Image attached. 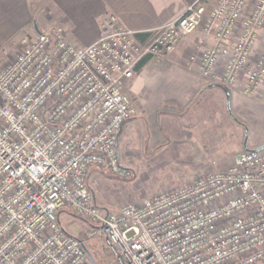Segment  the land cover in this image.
Here are the masks:
<instances>
[{"label":"built area","instance_id":"2783aa9c","mask_svg":"<svg viewBox=\"0 0 264 264\" xmlns=\"http://www.w3.org/2000/svg\"><path fill=\"white\" fill-rule=\"evenodd\" d=\"M205 17L214 43L200 38L190 59L201 78L259 94L264 0H219L212 7L198 0L145 41L110 15L87 47L53 28L13 57L4 51L0 264H93L87 243L61 227L64 208L92 223L90 235L102 238L114 264H264V146L242 149L227 168L118 212L91 196L92 170L127 174L119 141L137 114L124 89L136 66L145 57L165 60Z\"/></svg>","mask_w":264,"mask_h":264},{"label":"crops","instance_id":"0c3cea01","mask_svg":"<svg viewBox=\"0 0 264 264\" xmlns=\"http://www.w3.org/2000/svg\"><path fill=\"white\" fill-rule=\"evenodd\" d=\"M196 1L0 0V59L4 51L8 58L13 57L38 33L53 28L61 29L75 46L87 47L99 39L101 24L110 15L116 16L127 29L143 33L139 37L145 41L147 33L177 19ZM206 1L212 7L219 0ZM249 13L250 9L245 15ZM206 19L194 33L182 37L165 60L149 57L141 71L126 82L124 89L133 99L137 114L122 128L120 147L133 136L125 137L128 128L135 126V134L150 125L156 127L155 136L159 140L155 148L171 147L165 139L172 136L173 130L181 142L177 155L184 156L185 144H191L189 138L195 134L199 136L197 153L187 157L213 153L223 166L232 164L242 149L264 146V90L251 97L241 85L227 87L211 83L201 78L199 63L190 60L200 38L207 45L214 43L213 36L205 31ZM187 124L194 133L184 139ZM164 153L159 161L170 157V152Z\"/></svg>","mask_w":264,"mask_h":264},{"label":"rangeland","instance_id":"374dc122","mask_svg":"<svg viewBox=\"0 0 264 264\" xmlns=\"http://www.w3.org/2000/svg\"><path fill=\"white\" fill-rule=\"evenodd\" d=\"M263 90L264 83L261 92ZM184 127L186 128L184 139H188V135L194 133V130L190 124ZM134 128L135 126L126 130L125 137L133 136L123 141L120 147L121 164L127 168V174L123 177L117 176L103 169H94L90 172L88 183L91 196L98 207L108 211L118 212L127 204L151 197L160 191L185 185L192 181L193 177L207 170L225 169L231 164L225 166L219 164L220 160L213 153L204 152L200 157H187L197 153L198 135L194 134L189 138L191 144H185V155L179 156L177 146L181 142L177 141L175 131H171L173 137H166V145L171 147L165 150V147L155 148L159 145V140L155 136L156 127L146 126L135 134ZM167 133L166 135H170ZM213 146L216 144L213 143ZM166 151L170 152V157H166L163 162L159 161ZM58 220L68 234L87 243V248L95 255L97 264H114L113 258L103 247L102 238L90 235L94 230L91 222L78 216L70 208L61 209Z\"/></svg>","mask_w":264,"mask_h":264},{"label":"trees","instance_id":"16d2710c","mask_svg":"<svg viewBox=\"0 0 264 264\" xmlns=\"http://www.w3.org/2000/svg\"><path fill=\"white\" fill-rule=\"evenodd\" d=\"M148 59H149V57H145L144 59H142L138 63V65L136 66L135 72L141 71V69L147 64ZM88 252L91 254L92 258H94V261H96L97 259H96L95 255L89 250V248H88ZM96 263H97V261H96Z\"/></svg>","mask_w":264,"mask_h":264},{"label":"water","instance_id":"95a60500","mask_svg":"<svg viewBox=\"0 0 264 264\" xmlns=\"http://www.w3.org/2000/svg\"><path fill=\"white\" fill-rule=\"evenodd\" d=\"M92 259H93V260H92V261H93V264H97L96 261H94V258H92Z\"/></svg>","mask_w":264,"mask_h":264}]
</instances>
